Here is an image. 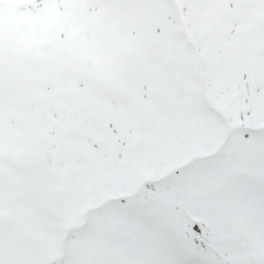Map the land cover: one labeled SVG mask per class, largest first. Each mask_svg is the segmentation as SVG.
<instances>
[{
  "label": "snow or ice",
  "instance_id": "1",
  "mask_svg": "<svg viewBox=\"0 0 264 264\" xmlns=\"http://www.w3.org/2000/svg\"><path fill=\"white\" fill-rule=\"evenodd\" d=\"M0 264H264V0H0Z\"/></svg>",
  "mask_w": 264,
  "mask_h": 264
}]
</instances>
